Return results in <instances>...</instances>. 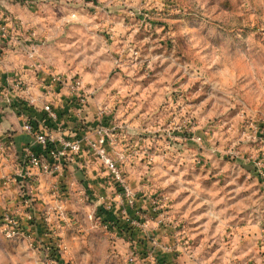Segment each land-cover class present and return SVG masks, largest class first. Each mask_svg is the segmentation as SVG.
<instances>
[{
	"label": "clouds",
	"instance_id": "9594fccd",
	"mask_svg": "<svg viewBox=\"0 0 264 264\" xmlns=\"http://www.w3.org/2000/svg\"><path fill=\"white\" fill-rule=\"evenodd\" d=\"M0 264H264V0H0Z\"/></svg>",
	"mask_w": 264,
	"mask_h": 264
},
{
	"label": "rangeland",
	"instance_id": "374dc122",
	"mask_svg": "<svg viewBox=\"0 0 264 264\" xmlns=\"http://www.w3.org/2000/svg\"><path fill=\"white\" fill-rule=\"evenodd\" d=\"M146 87H151V85H148V86H146Z\"/></svg>",
	"mask_w": 264,
	"mask_h": 264
}]
</instances>
